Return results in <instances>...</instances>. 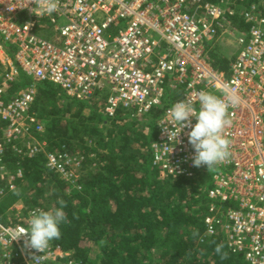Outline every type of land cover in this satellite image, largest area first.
I'll list each match as a JSON object with an SVG mask.
<instances>
[{"label":"built area","instance_id":"built-area-1","mask_svg":"<svg viewBox=\"0 0 264 264\" xmlns=\"http://www.w3.org/2000/svg\"><path fill=\"white\" fill-rule=\"evenodd\" d=\"M44 8L43 0H0V41L10 47L0 43V200L22 177L21 168L6 165L8 153L42 152L48 168L81 188L87 155L65 145L48 150L34 135L42 131L31 111L39 82L111 119L126 113L143 121L164 98L178 96L155 120L150 152L160 178L185 180L208 176L206 165H193L191 128L170 141L159 123L180 100L190 97L199 109L201 91L223 98L231 88L240 97L228 108L231 155L213 167L205 189L210 202L201 239L218 236L245 264H264V0L240 10L229 0H58L56 11ZM224 40L233 50L218 70L210 50ZM20 75L28 82L22 87ZM14 208L9 223L0 222V264H80L53 241L40 253L23 236L13 240L42 210Z\"/></svg>","mask_w":264,"mask_h":264},{"label":"trees","instance_id":"trees-1","mask_svg":"<svg viewBox=\"0 0 264 264\" xmlns=\"http://www.w3.org/2000/svg\"><path fill=\"white\" fill-rule=\"evenodd\" d=\"M229 1L240 10L257 0ZM210 59L215 69L228 65L226 57ZM20 77L18 86H25L26 78ZM36 86L39 95L31 111L36 112L42 131L34 135L51 151L62 145L68 148L70 140H76L79 154L87 155L78 178L81 188L48 168L42 152L19 158L8 153L6 165L11 171L21 168L22 177L0 200V222L9 223L8 208L16 202H22L24 210L44 205L42 210L49 211L59 208L62 199L66 221L60 225V238L52 241L69 253L66 259L85 264H202L198 261L202 257L205 264H245L242 255L231 252L218 236L201 239L210 202L205 194L208 178H160L152 165L155 120L168 100L178 96L164 98L143 121L126 113L111 119L49 82ZM46 190L45 203L33 199ZM220 244L226 259L215 251ZM92 247L99 256H90Z\"/></svg>","mask_w":264,"mask_h":264},{"label":"clouds","instance_id":"clouds-1","mask_svg":"<svg viewBox=\"0 0 264 264\" xmlns=\"http://www.w3.org/2000/svg\"><path fill=\"white\" fill-rule=\"evenodd\" d=\"M43 2L44 10L49 14L58 8V0H43ZM197 100L199 109L195 106L197 101L190 97L176 102L168 110L167 119L159 124L163 126L162 130L170 141L173 137L177 140L183 129L190 127L188 141L195 150L193 165L196 167L206 165L210 172L214 166L226 162L231 155V141L226 135V129L232 124L228 108L238 105L240 97L235 90L226 88L223 98L201 91ZM193 117L197 121L194 125H192ZM169 124L172 126L171 129L167 127ZM58 203L59 208L34 212L29 220V227L17 229L13 240H19L23 236L26 247L44 253L50 241L60 238V225L66 221L63 211L66 202L61 199ZM222 248V244L217 245L215 251L221 259H226L227 253H223Z\"/></svg>","mask_w":264,"mask_h":264},{"label":"rangeland","instance_id":"rangeland-1","mask_svg":"<svg viewBox=\"0 0 264 264\" xmlns=\"http://www.w3.org/2000/svg\"><path fill=\"white\" fill-rule=\"evenodd\" d=\"M49 36V35H48ZM231 46H232V44H231ZM233 47V46H232ZM232 50H233V48H230V44H228V42L227 41H223V42H221V43H218L214 48H213V50H210V55L212 56V60H213V58L214 57H219V58H221V57H229V55L232 53ZM211 56H210V58H211ZM214 61V60H213ZM39 95V91L37 90V96ZM74 102V101H73ZM72 111H75V109L73 108L72 110H71V112ZM84 111L86 112L87 110L86 109H84ZM70 112V113H71ZM69 116V114H66V117H68ZM71 141V145L70 146H68V150L70 151V152H73V153H80V152H82L81 151V147H80V145H76L77 144V142H76V140L75 139H71L70 140ZM110 144H109V147H112L113 145H112V143H111V141L109 142ZM214 172V169H211L210 170V172L208 171V176H207V178H208V183H207V186H209L210 185V182H211V175H212V173ZM48 190H46V192H42L40 195L39 194H36L34 197H33V199H35V200H37V202H39V203H45L46 202V200H47V196H48ZM49 205H50V203H49ZM24 204L22 203V202H16L15 204H13L12 206H10L9 208H8V216H7V218H13L14 216H15V213H16V211H17V209L16 208H14L13 210L11 209L12 207H18V211H21V210H24L25 208H24ZM51 206V205H50ZM20 207L22 208L21 210H19L20 209ZM37 207H41V208H43L44 209V205H39V206H37ZM47 210V209H46ZM98 249L96 248V247H92L91 248V251H90V256H92V257H95L96 255L97 256H99L98 255ZM199 262H201L202 264H205L203 261V259H202V257H199V260H198ZM80 264H85V263H80Z\"/></svg>","mask_w":264,"mask_h":264},{"label":"bare ground","instance_id":"bare-ground-1","mask_svg":"<svg viewBox=\"0 0 264 264\" xmlns=\"http://www.w3.org/2000/svg\"><path fill=\"white\" fill-rule=\"evenodd\" d=\"M0 43H2V41H0ZM2 45H3L6 49H9V48H10L8 44L2 43Z\"/></svg>","mask_w":264,"mask_h":264}]
</instances>
